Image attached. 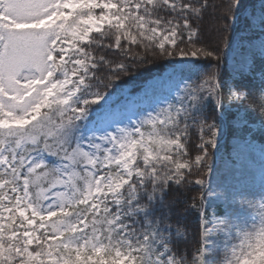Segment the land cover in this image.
Here are the masks:
<instances>
[{"label":"snow or ice","instance_id":"snow-or-ice-1","mask_svg":"<svg viewBox=\"0 0 264 264\" xmlns=\"http://www.w3.org/2000/svg\"><path fill=\"white\" fill-rule=\"evenodd\" d=\"M257 134L264 0H0V264H264Z\"/></svg>","mask_w":264,"mask_h":264},{"label":"trees","instance_id":"trees-1","mask_svg":"<svg viewBox=\"0 0 264 264\" xmlns=\"http://www.w3.org/2000/svg\"><path fill=\"white\" fill-rule=\"evenodd\" d=\"M248 3H255L256 0H247ZM133 50L136 52H142L143 49L137 48L136 46H132ZM166 60H161L156 64H148V65H140L137 67L136 65H132V68L129 73L123 75L118 81H116L115 86L107 89V93H111V96L118 95L120 91L125 88L130 89L131 94H137L141 92L147 83L153 80L154 77L160 75L165 72L167 68ZM226 73L228 72L225 70ZM258 86V82H257ZM249 119H257L258 117L250 116ZM257 143H264V136L259 134L255 137ZM232 140L231 135H226L221 139V147L217 152L216 156L223 152H229L231 149ZM216 159V158H215ZM191 219V218H190ZM194 223V221H193Z\"/></svg>","mask_w":264,"mask_h":264},{"label":"rangeland","instance_id":"rangeland-1","mask_svg":"<svg viewBox=\"0 0 264 264\" xmlns=\"http://www.w3.org/2000/svg\"><path fill=\"white\" fill-rule=\"evenodd\" d=\"M169 70V68L167 67L165 71ZM228 72L231 71V69H226ZM149 84V83H148ZM148 84L145 88L148 87ZM143 91L139 94L142 95ZM101 103L103 104L104 102L101 101ZM140 100L138 98V94L136 96H132L130 94V89L125 88L122 91H120V93L118 95L115 96H111L110 99V104L113 107H127V108H132L134 105L139 104ZM259 144V143H258ZM232 151V145H231V149L229 150V152H223L220 153L216 156V164L218 167L223 168L225 166V162L227 161V164L229 167H235L237 169H241L243 170L244 168H250L253 169L254 171H256V173H259V167H260V154L257 151L255 154V159H251L249 158V149L246 147H241L239 154H232V159H229V153H231ZM235 161V164L233 165L232 161ZM213 179H215V177H213Z\"/></svg>","mask_w":264,"mask_h":264}]
</instances>
